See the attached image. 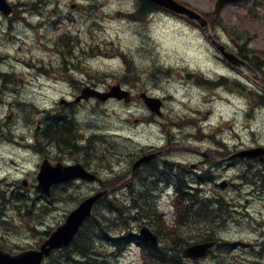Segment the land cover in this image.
Listing matches in <instances>:
<instances>
[{
    "label": "rangeland",
    "instance_id": "374dc122",
    "mask_svg": "<svg viewBox=\"0 0 264 264\" xmlns=\"http://www.w3.org/2000/svg\"><path fill=\"white\" fill-rule=\"evenodd\" d=\"M9 1L19 6L23 4L21 12L25 18L14 23L0 18V69L12 75L8 83H13L14 88L8 89L6 96H12L9 98L13 102L15 97L18 103L26 102L22 106L14 103L10 107L18 110L27 125L33 123L37 114L33 104L51 111V108L53 110L57 106L62 94L72 91L66 85L56 83L59 78L66 76L65 70L85 68L89 64L94 71L86 75V82L106 81L109 84L102 89L108 90L118 81H136L135 77L138 76L141 85H145L149 92L164 97L166 116L172 119L185 118L190 115V111L201 110L199 114L207 117L208 112H212L208 124L218 122L223 116L230 119V122L223 124L224 128L233 123L237 116L242 127L249 125L255 132L254 136L250 134L247 138L252 143L257 141L264 144V118L246 117L240 110L245 109L246 102L252 98L231 99L235 104L239 103V108H235V105L226 104L225 93L224 99L219 101L211 95V89H206L210 94L206 97L202 88L195 87L196 80L187 77L188 70L205 73L216 69L208 41L193 27L189 28L187 24L162 13L152 16L146 23L132 21L125 14L135 11L137 0H49V3ZM179 1L202 14L214 13L216 2ZM261 7L259 3L240 5L230 7L223 13L224 19L229 21L227 28L230 31L227 34L235 37L238 43L234 44L239 48L264 49ZM238 33L242 34L241 37ZM62 37L69 39L68 44L61 42ZM96 50L104 54L107 52L108 55L97 57ZM127 68H134L135 73H127ZM159 68L160 71L157 70ZM24 86L26 93L21 92ZM100 87L105 86L102 84ZM0 95L2 98L5 96L1 89ZM144 114L146 110L141 105L125 106L111 102L102 108L92 102L89 109L80 113L79 121L84 122V133L90 135L91 148L100 147L98 144L105 142L102 137L118 134L121 136L117 139L120 144L113 152L118 154L120 151L123 157L128 158L141 145L159 142L156 129L151 133L147 126L141 125L145 121L138 122ZM107 144L116 145L117 142L110 140ZM17 148L5 146L0 149V179L5 182L3 186L8 191L6 199L13 192L18 194L20 182L10 184L5 180L13 182L20 175L26 179L37 167V158L32 153H23ZM13 161L25 173L16 170ZM99 187H102L101 183L84 188L76 185L65 192L58 189L57 194L64 196L65 201L52 200L51 203L38 199L36 192L32 191V200H28L32 204V212H19L15 203L9 205L5 212L8 221H0V242L14 251L35 247L40 240L36 232H44L63 223L78 201ZM21 191L25 193L27 190ZM159 200L162 210L173 211L170 196L160 195ZM3 203H7V200ZM100 207L99 211L104 209L103 204ZM188 221L194 223V213L190 214ZM154 224L158 226L159 221L155 219ZM180 226L178 229H182ZM167 241L171 243L172 237L168 236ZM125 248L121 251L115 245L99 242L94 251L99 256L97 258L108 257V264H142L144 257L138 245ZM211 260L207 258L201 264H212ZM60 264L75 263L62 260Z\"/></svg>",
    "mask_w": 264,
    "mask_h": 264
},
{
    "label": "flooded vegetation",
    "instance_id": "af4514ba",
    "mask_svg": "<svg viewBox=\"0 0 264 264\" xmlns=\"http://www.w3.org/2000/svg\"><path fill=\"white\" fill-rule=\"evenodd\" d=\"M207 19L215 34H223V32L227 34L230 31L227 28L229 25L227 19L221 16L207 17ZM238 35L242 34L238 33ZM225 44L242 61L260 71L258 85L260 89L264 87V50L240 49L230 43ZM214 57L217 62L225 63L226 74L221 76L215 74L209 82L215 86L234 82L243 90L255 89L250 82L256 79L244 66L235 70L219 53L214 52ZM127 87L132 89L134 95L138 93L134 90L138 87L132 84ZM222 89L224 87L218 86L216 91ZM257 93L260 94L259 91ZM261 102L258 111L264 115V97L261 98ZM70 108H84V104L80 103L77 106L70 104ZM40 116L41 114L36 121V128L30 130L28 134L35 145L37 167L43 162H49L52 166L80 163L91 171L89 137L83 135L81 130L73 131L68 123L60 122L64 117L56 115L54 122L48 127L47 120H42ZM235 127L237 125L229 136L217 134L213 127L209 126L214 140H209L210 136H203L197 129L193 137L202 142L192 145H183L176 137L177 134L167 129L168 136L164 145L160 146V149L152 147L147 153L160 152L159 161L166 163L163 158L169 159L173 157L170 156L173 152H182L183 154L177 156L179 159L174 160L176 165L168 162V165L160 168L159 172L161 171L169 181L181 185L194 180L201 185H210L205 188L201 186L196 210L202 225L211 232L213 241L217 243L215 250L226 248L227 253L224 257L229 263L264 264V154L243 153L258 145L245 141L247 139L239 134L241 130H236ZM235 131H238L237 136L233 133ZM188 162L187 166H183ZM95 173L104 178L100 171ZM34 175L35 173L30 175L27 182L33 184L36 181ZM18 195L21 196L22 193L19 192ZM213 258H219L218 252L213 254Z\"/></svg>",
    "mask_w": 264,
    "mask_h": 264
},
{
    "label": "water",
    "instance_id": "95a60500",
    "mask_svg": "<svg viewBox=\"0 0 264 264\" xmlns=\"http://www.w3.org/2000/svg\"><path fill=\"white\" fill-rule=\"evenodd\" d=\"M148 2L167 9L177 15L186 16L190 20L197 21L206 29V21L192 9L182 5L176 0H147ZM242 0H219L217 3L218 11L226 4L230 2H236ZM13 7L8 3V0H0V13L6 17H10L13 14ZM211 39V37H210ZM212 40V39H211ZM223 53V55L230 59L231 53L225 51L224 48L216 45ZM91 97H97L101 101H106L110 97H116L118 99H127L129 101V93L123 91L120 86L113 87L110 93L101 94L100 92L91 88H86L82 92L80 99H89ZM146 104L148 107L159 113L161 108V102L156 99L145 97ZM150 158H146L139 163L148 162ZM138 165V164H137ZM81 177L86 180L93 181L96 178L86 173L81 166L71 167L69 169H53L48 165L42 167V171L38 176L39 184L37 190L46 195L50 194L52 186ZM106 192L98 193L95 196L85 199L70 215L67 217L65 223L59 226L46 241L38 248L27 250L18 254H11L9 252L0 249V264H43L44 260L49 257L55 251L61 250L62 248L68 247L75 239L80 228L84 222L91 217L92 210L98 200H100ZM141 239L147 242H151L157 245L156 237L147 229H143L140 235ZM210 245L192 246L185 249L182 252L183 257L190 258L193 260L201 257Z\"/></svg>",
    "mask_w": 264,
    "mask_h": 264
},
{
    "label": "trees",
    "instance_id": "16d2710c",
    "mask_svg": "<svg viewBox=\"0 0 264 264\" xmlns=\"http://www.w3.org/2000/svg\"><path fill=\"white\" fill-rule=\"evenodd\" d=\"M41 1L43 3H49V0H33ZM156 8L152 5H149L144 0H138V14H143L144 12H148L150 10H155ZM66 37H62L60 40L65 45L68 44L69 39ZM132 190V189H131ZM140 203L142 205H137V201H134L132 205L129 202L118 203L119 200L108 201L106 207L104 208V213L109 217V221H106V218L101 215L100 211L97 208L94 216L88 224L84 227V229L80 232L76 240L73 242L72 246L69 249L63 250L62 255H54L48 260V264H60V259H64L65 261L75 262V264H79L82 261L80 259H85V264H108L107 261H102L100 259L94 258L96 253L94 252L95 246L93 245V234H98L99 241L109 240L114 243L120 249H123L124 245L127 244L132 238L131 233L125 232V228L128 227L129 224H136L138 218L135 217L136 213L140 210L141 213H150L153 210V206L148 201V195L144 193L141 195ZM138 207V208H136ZM99 211V212H98ZM98 212V213H97ZM99 216L97 217V215ZM134 215V216H133ZM114 216V217H113ZM131 224V226H132ZM117 227L123 229V237L115 236L113 231H117ZM49 233H45L43 236L46 237ZM91 234L90 240L86 241L87 237ZM110 235V237L108 236ZM192 235V234H191ZM191 235H188V239L182 240L178 238V243H185L184 245H190L189 239ZM44 238H42L43 240ZM180 249L176 246H166L160 249H156L150 246H145L144 248V257L146 258V264H177L180 262ZM84 264V263H81ZM179 264V263H178Z\"/></svg>",
    "mask_w": 264,
    "mask_h": 264
},
{
    "label": "bare ground",
    "instance_id": "6f19581e",
    "mask_svg": "<svg viewBox=\"0 0 264 264\" xmlns=\"http://www.w3.org/2000/svg\"><path fill=\"white\" fill-rule=\"evenodd\" d=\"M106 112V111H105ZM102 116V115H101ZM54 120H55V117L54 116H51L50 118H48L47 119V123H48V127H50V125H51V123H53L54 122ZM189 128H193L191 125H187ZM102 128V127H101ZM101 130V129H100ZM107 132V131H106ZM101 134V133H100ZM195 214H198V212L197 213H195ZM91 236V234L87 237V239H86V241H88V240H90V237ZM93 240H94V246H97L98 244H99V236H98V234H93ZM104 242H106V243H109L110 241L109 240H103Z\"/></svg>",
    "mask_w": 264,
    "mask_h": 264
}]
</instances>
